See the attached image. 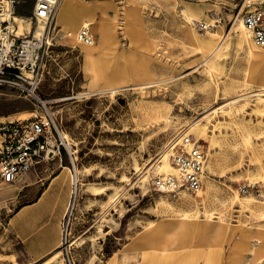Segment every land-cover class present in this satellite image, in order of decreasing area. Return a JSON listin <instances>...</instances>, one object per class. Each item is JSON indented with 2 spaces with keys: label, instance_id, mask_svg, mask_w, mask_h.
I'll return each instance as SVG.
<instances>
[{
  "label": "rangeland",
  "instance_id": "obj_1",
  "mask_svg": "<svg viewBox=\"0 0 264 264\" xmlns=\"http://www.w3.org/2000/svg\"><path fill=\"white\" fill-rule=\"evenodd\" d=\"M34 3L17 0L16 15L30 16ZM255 6L264 0L61 1L38 94L77 168L65 148L51 167L81 172L76 208L98 192L103 210L92 227L71 209L72 264H264V62L247 52L264 48L231 31ZM70 15L74 39L65 34ZM85 23L91 45L78 38ZM34 111L46 114L35 99L0 88V119ZM192 122L207 138L184 133ZM184 134L207 153L202 194L156 191L160 173L149 168ZM179 209L189 211V223ZM54 256L47 264H69L63 247ZM5 258L0 264H11Z\"/></svg>",
  "mask_w": 264,
  "mask_h": 264
},
{
  "label": "built area",
  "instance_id": "obj_2",
  "mask_svg": "<svg viewBox=\"0 0 264 264\" xmlns=\"http://www.w3.org/2000/svg\"><path fill=\"white\" fill-rule=\"evenodd\" d=\"M59 1L35 0L32 14L25 18L30 28L26 27L27 32L21 34L15 20L17 0H0V88L17 90L43 106L44 99L38 94L42 79L40 70L46 54L54 45L55 12ZM242 19L249 37L257 46L264 48V7L247 9ZM41 24H44V29L39 35L37 29ZM78 38L87 45L94 41L87 25L81 27ZM169 147L176 172L156 175L154 189L172 196L185 191L196 193L202 189L208 162L203 145L184 134ZM62 148L70 154L75 169L73 154L65 144L55 119L48 113L35 114L27 119H0V187L15 182L37 165L52 161L62 154ZM70 221L71 215L64 224L63 248L68 263L72 264L67 251Z\"/></svg>",
  "mask_w": 264,
  "mask_h": 264
},
{
  "label": "crops",
  "instance_id": "obj_3",
  "mask_svg": "<svg viewBox=\"0 0 264 264\" xmlns=\"http://www.w3.org/2000/svg\"><path fill=\"white\" fill-rule=\"evenodd\" d=\"M101 195L92 193L95 199L90 203L75 205L72 216L83 221L90 218L92 227H97L103 214L98 202ZM71 202L70 173L54 172L51 161L0 187V255L11 264L13 258L24 264L51 263L63 247L61 229Z\"/></svg>",
  "mask_w": 264,
  "mask_h": 264
},
{
  "label": "bare ground",
  "instance_id": "obj_4",
  "mask_svg": "<svg viewBox=\"0 0 264 264\" xmlns=\"http://www.w3.org/2000/svg\"><path fill=\"white\" fill-rule=\"evenodd\" d=\"M61 1L62 0H60L59 1V3H58V5H57V7L60 5V3H61ZM101 8H103V6L101 7ZM56 10H57V8H56ZM66 11L67 10H64V9H61L59 12H58V23H60L61 21H62V19H63V16H64V14L66 13ZM79 16H80V18L81 17H84V16H82V14L83 13H80V12H78L77 13ZM55 16H56V12H55ZM16 22L18 23V25H19V28H18V33H26L27 31L25 30L26 29V27L29 29L30 28V23L27 21V19H25V18H23V17H19V16H16ZM76 22H77V19L76 18H74V16L73 15H70V17L66 20V23H67V26H68V28H70V29H68V30H66V32H65V34L68 36V37H71V38H75V32H74V28H75V24H76ZM85 25H87V23H85ZM88 26V25H87ZM44 29V24H41L39 27H38V29H37V33L40 35L41 34V32H42V30ZM231 31H234L236 34H237V38H238V40H248L249 39V33H248V31H247V29H246V26H245V24H244V22H243V19L241 18V17H237V19H235V22H234V24H233V26H232V29H231ZM230 31V32H231ZM249 42V41H248ZM219 48H220V45H218L216 48H215V50L213 51V53H215V52H218V50H219ZM248 51V54L254 59V62H256V63H260V62H264V52H262V51H259V50H257V49H255V48H253V47H250V48H248L247 49ZM212 53V54H213ZM211 54V55H212ZM248 55V56H249ZM205 64H207V61L205 62ZM208 65V64H207ZM210 71V70H209ZM245 86V85H244ZM242 87V86H241ZM114 89V88H113ZM112 91H114V90H112ZM260 91V90H259ZM264 88H263V90H262V95H264ZM115 92V91H114ZM248 93V92H247ZM258 93V92H257ZM245 94V93H244ZM243 94V95H244ZM249 94V93H248ZM247 94V95H248ZM261 93H258L257 95L259 96ZM241 96V95H240ZM251 97V96H250ZM235 101H237V99L236 100H234V102ZM48 102H49V100H43V103L45 104L44 105V108H45V110H46V113H48V114H50L53 118H54V113L51 111L52 110V107H50V106H48L47 104H48ZM224 109V108H223ZM216 110H218V109H215V111ZM35 112V111H34ZM35 114H36V112L34 113V115H32V116H35ZM31 116V113H29V116L28 117H25V118H20V117H14V118H9V119H27V118H30V117H32ZM165 116H167V115H163L162 116V118H165ZM162 118H160V119H162ZM55 119V118H54ZM230 121H232V120H230ZM193 123V122H192ZM208 125H207V123H206V127H207ZM207 129L206 128H203V127H201V126H199L197 123H193V124H191V125H189V127L185 130V132L184 133H189L188 131H193V132H195L199 137H203V138H207V131H206ZM183 131V130H182ZM186 133V134H187ZM182 134V133H181ZM215 136V135H214ZM243 138V137H242ZM247 138V137H246ZM248 140V139H247ZM212 144H213V140H212ZM169 149H170V147H169ZM169 149H166V150H164L163 151V154H162V159H161V161H156L155 163H153V165L149 168V170H151V169H156V170H158V173H167V172H176V170H175V167L172 165V163H171V159H170V155H171V150H169ZM75 165H76V163H75ZM67 170H69V173H70V177H71V180H72V197L74 198V195H75V193L77 194L78 193V179L80 178V173L81 172H78L77 171V173H78V176L79 177H76V175L74 174L75 172H74V170L72 169V168H70L69 166H66L65 167ZM76 168H77V165H76ZM149 170L147 171V172H145V174L142 176V177H144V182H146L147 181V178H148V176H147V173L149 172ZM68 175V174H67ZM66 175V176H67ZM78 178V179H77ZM80 180V179H79ZM77 183V184H76ZM76 184V185H75ZM201 190V189H200ZM200 190H198L196 193H198ZM199 194L201 195L202 193L201 192H199ZM237 194V193H236ZM188 195V193L186 192V194H185V196H187ZM237 196V195H236ZM238 197H239V195H238ZM251 197V196H250ZM75 198H76V195H75ZM237 198V197H236ZM169 201V200H168ZM160 202L162 203V204H165V203H167L166 202V200L164 199V197L162 196L161 197V199H160ZM252 201H251V198L249 199V198H247L246 199V203H251ZM74 205H75V203L73 204V202H71L70 203V205H69V213H70V211H71V209L74 207ZM179 212H182V219H181V221H182V224H187V223H189L190 221H189V219L188 218H190L191 217V215H190V213H189V211L188 210H184V209H179L178 210ZM61 231H62V229H61ZM61 234H62V245H64L65 244V238H64V236H63V232H61ZM71 242H72V240H71ZM50 256V255H49Z\"/></svg>",
  "mask_w": 264,
  "mask_h": 264
}]
</instances>
